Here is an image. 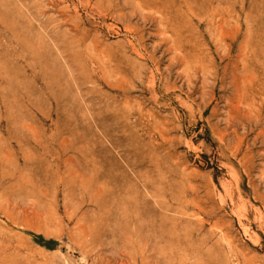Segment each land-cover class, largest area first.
<instances>
[{
    "label": "rangeland",
    "instance_id": "374dc122",
    "mask_svg": "<svg viewBox=\"0 0 264 264\" xmlns=\"http://www.w3.org/2000/svg\"><path fill=\"white\" fill-rule=\"evenodd\" d=\"M0 264H264V0H0Z\"/></svg>",
    "mask_w": 264,
    "mask_h": 264
},
{
    "label": "bare ground",
    "instance_id": "6f19581e",
    "mask_svg": "<svg viewBox=\"0 0 264 264\" xmlns=\"http://www.w3.org/2000/svg\"><path fill=\"white\" fill-rule=\"evenodd\" d=\"M155 10H156V9H155ZM225 23H226V22H225ZM162 34H163V33H162ZM164 35H165V34H164ZM161 37H162V36H161ZM163 38H164V37H163ZM168 38H169V37H168ZM171 40H172V38H171ZM166 41H167V40H166ZM166 41H165V42H166ZM174 50H177V49H174ZM174 50H173V51H174ZM137 51H138V50H137ZM177 52H179V51H177ZM178 54H179V53H178ZM204 56H205V55H204ZM178 58H179V57H178ZM172 59H173V58H172ZM200 60H201V59H200ZM174 61H175V60H174ZM188 69H189V67H188ZM182 73H183V72H182ZM207 74H208V73H207ZM213 74H214V73H213ZM209 75H210V74H209ZM205 77H206V76H205ZM231 78H232V77H231ZM240 101H241V100H240ZM230 108H231V107H230ZM234 109H235V107H234ZM235 111H236V110H235Z\"/></svg>",
    "mask_w": 264,
    "mask_h": 264
}]
</instances>
